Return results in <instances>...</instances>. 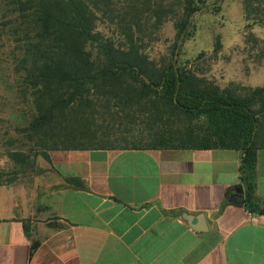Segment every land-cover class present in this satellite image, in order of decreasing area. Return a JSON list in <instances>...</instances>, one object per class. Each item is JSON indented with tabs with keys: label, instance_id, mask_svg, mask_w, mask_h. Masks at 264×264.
<instances>
[{
	"label": "trees",
	"instance_id": "16d2710c",
	"mask_svg": "<svg viewBox=\"0 0 264 264\" xmlns=\"http://www.w3.org/2000/svg\"><path fill=\"white\" fill-rule=\"evenodd\" d=\"M203 1L177 0L181 13L173 42L166 52L152 54L151 34L166 14H174V5L7 0L11 16L1 30L17 50L9 69L24 120L16 130L31 144L12 159L49 160V150L74 148L237 149L243 152L238 173L244 205L264 212L254 196L257 151L264 148V84L243 93L233 83L220 86L192 65L203 53L192 59L179 53ZM243 2L246 25H264L262 2ZM220 47L216 36L214 51Z\"/></svg>",
	"mask_w": 264,
	"mask_h": 264
},
{
	"label": "crops",
	"instance_id": "0c3cea01",
	"mask_svg": "<svg viewBox=\"0 0 264 264\" xmlns=\"http://www.w3.org/2000/svg\"><path fill=\"white\" fill-rule=\"evenodd\" d=\"M242 155L221 147L49 150L31 175L0 183V264H264V212L244 205ZM239 186L244 202L230 201ZM254 196L264 208V148Z\"/></svg>",
	"mask_w": 264,
	"mask_h": 264
},
{
	"label": "rangeland",
	"instance_id": "374dc122",
	"mask_svg": "<svg viewBox=\"0 0 264 264\" xmlns=\"http://www.w3.org/2000/svg\"><path fill=\"white\" fill-rule=\"evenodd\" d=\"M157 1L161 8L174 5V14H166L160 28L151 34L149 48L152 54L164 53L172 44L175 21L181 13V3L177 0ZM260 1L264 5V0ZM6 2L0 0V182L18 181L31 175L40 157L35 155L27 163L12 159L13 152L27 153L31 144L16 130L24 120L19 109L18 86L13 82L9 69L13 52L17 50L15 43L1 30L11 16ZM243 5V0H204L201 9L191 16L189 34L179 48L183 59H192L203 53L192 65L220 86L233 83L241 88V93L248 87L264 84V54L258 56L260 48L264 49V25L249 23L247 26ZM216 36H219L221 47L214 51Z\"/></svg>",
	"mask_w": 264,
	"mask_h": 264
},
{
	"label": "water",
	"instance_id": "95a60500",
	"mask_svg": "<svg viewBox=\"0 0 264 264\" xmlns=\"http://www.w3.org/2000/svg\"><path fill=\"white\" fill-rule=\"evenodd\" d=\"M230 201H233L235 203H243L244 202V196H243V188L242 186L236 187L234 193L230 196ZM189 224L191 226L194 225L193 222L189 221Z\"/></svg>",
	"mask_w": 264,
	"mask_h": 264
},
{
	"label": "built area",
	"instance_id": "2783aa9c",
	"mask_svg": "<svg viewBox=\"0 0 264 264\" xmlns=\"http://www.w3.org/2000/svg\"><path fill=\"white\" fill-rule=\"evenodd\" d=\"M251 219H252V220H256V217L253 216V215H251Z\"/></svg>",
	"mask_w": 264,
	"mask_h": 264
}]
</instances>
